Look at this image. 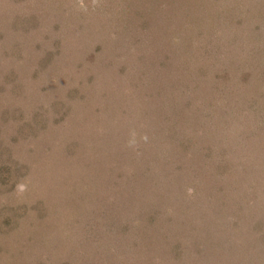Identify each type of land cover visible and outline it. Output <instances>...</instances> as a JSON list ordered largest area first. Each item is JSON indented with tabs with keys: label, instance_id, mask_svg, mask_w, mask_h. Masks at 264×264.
Instances as JSON below:
<instances>
[{
	"label": "rangeland",
	"instance_id": "rangeland-1",
	"mask_svg": "<svg viewBox=\"0 0 264 264\" xmlns=\"http://www.w3.org/2000/svg\"><path fill=\"white\" fill-rule=\"evenodd\" d=\"M0 264H264V0H0Z\"/></svg>",
	"mask_w": 264,
	"mask_h": 264
}]
</instances>
